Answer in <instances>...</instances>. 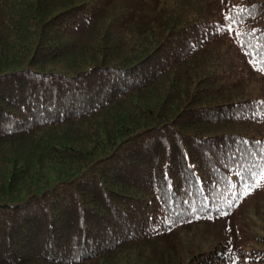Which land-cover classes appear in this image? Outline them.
I'll use <instances>...</instances> for the list:
<instances>
[{
	"label": "trees",
	"instance_id": "1",
	"mask_svg": "<svg viewBox=\"0 0 264 264\" xmlns=\"http://www.w3.org/2000/svg\"><path fill=\"white\" fill-rule=\"evenodd\" d=\"M262 68L264 0H0V264H264Z\"/></svg>",
	"mask_w": 264,
	"mask_h": 264
},
{
	"label": "rangeland",
	"instance_id": "2",
	"mask_svg": "<svg viewBox=\"0 0 264 264\" xmlns=\"http://www.w3.org/2000/svg\"><path fill=\"white\" fill-rule=\"evenodd\" d=\"M250 196L241 208L233 214L232 220L230 219L231 229L238 232V239H241L242 244L264 235V194ZM197 228L194 231L190 230L189 233L193 241H196L199 237L201 238L204 233L215 234L223 230L222 226L218 224H204ZM155 245H158V243H155Z\"/></svg>",
	"mask_w": 264,
	"mask_h": 264
},
{
	"label": "snow or ice",
	"instance_id": "3",
	"mask_svg": "<svg viewBox=\"0 0 264 264\" xmlns=\"http://www.w3.org/2000/svg\"><path fill=\"white\" fill-rule=\"evenodd\" d=\"M231 17L230 15L229 16H225L224 19L225 20H229ZM232 23H235V21H232ZM228 30H231V27L229 26ZM262 71H264V68L261 69ZM254 176V183L259 186L260 184V181L262 179H264V168L261 169L260 171V176H256L255 174H253ZM252 190V183H249L247 186H246V189H245V194H247V192L251 191Z\"/></svg>",
	"mask_w": 264,
	"mask_h": 264
}]
</instances>
